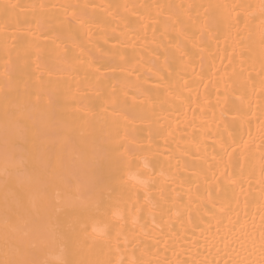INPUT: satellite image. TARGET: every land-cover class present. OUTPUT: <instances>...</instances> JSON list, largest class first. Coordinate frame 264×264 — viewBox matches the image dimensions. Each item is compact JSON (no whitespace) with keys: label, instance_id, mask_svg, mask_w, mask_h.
Instances as JSON below:
<instances>
[{"label":"bare ground","instance_id":"1","mask_svg":"<svg viewBox=\"0 0 264 264\" xmlns=\"http://www.w3.org/2000/svg\"><path fill=\"white\" fill-rule=\"evenodd\" d=\"M264 264V0H0V264Z\"/></svg>","mask_w":264,"mask_h":264},{"label":"snow or ice","instance_id":"2","mask_svg":"<svg viewBox=\"0 0 264 264\" xmlns=\"http://www.w3.org/2000/svg\"><path fill=\"white\" fill-rule=\"evenodd\" d=\"M7 264H16L14 261H8Z\"/></svg>","mask_w":264,"mask_h":264}]
</instances>
